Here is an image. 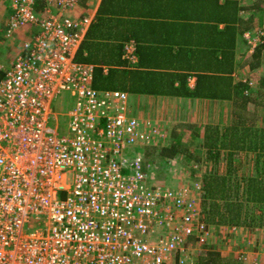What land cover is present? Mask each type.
<instances>
[{"label":"built area","instance_id":"1","mask_svg":"<svg viewBox=\"0 0 264 264\" xmlns=\"http://www.w3.org/2000/svg\"><path fill=\"white\" fill-rule=\"evenodd\" d=\"M78 5L11 0L5 36L21 47L1 66L0 264H183L210 226L187 188L150 183L144 147L162 134L126 92L93 86L95 66L76 59L90 23ZM263 36L264 24L245 34L251 52ZM64 92L74 103L59 113Z\"/></svg>","mask_w":264,"mask_h":264},{"label":"crops","instance_id":"2","mask_svg":"<svg viewBox=\"0 0 264 264\" xmlns=\"http://www.w3.org/2000/svg\"><path fill=\"white\" fill-rule=\"evenodd\" d=\"M190 1L193 0L185 4L180 0H79V5L72 11L90 18L76 59L95 66L96 89L126 92L129 113L141 120L151 121L162 134L153 146L144 147L146 153L152 151L145 166L158 157L162 158V163L180 159L184 157L183 151L198 141L204 147L212 128H218L221 136L240 120L246 119L248 125H253L260 119L256 121L254 118L263 115L261 120L264 121V106H258L256 100V96L264 93V48L260 54L250 53L245 38L247 32L254 34L263 22L264 0H238V16L249 23V28L236 37L234 68L230 72L223 69L221 31L224 24L216 20L207 21L206 12L194 11L198 12L197 16L186 13V17L193 19L177 17L181 12L191 11L193 6ZM222 1L219 0V4ZM10 12L11 0H0L2 47L9 45L4 31ZM184 22L189 26H184ZM130 43L135 47V62L126 56V46ZM20 47L14 51L16 55ZM11 62L3 68H8ZM0 71L3 78L1 65ZM224 77L231 78V86L241 81L252 83L255 89L250 86L252 92L248 93L253 103L240 108L231 99L221 97ZM197 85L201 88L199 95H190L189 91ZM64 103L61 101L60 108L55 110L61 113ZM249 104H253L252 108ZM240 115L245 116L240 118ZM59 122L63 123V118L60 117ZM174 145L181 148L174 156L161 154L163 147ZM221 155L224 156V153ZM174 168L169 173L172 174ZM200 186L202 189L203 184ZM262 230L261 227L246 229L250 234L256 233V237L259 235L258 240L251 239L255 246L264 242ZM213 241L214 235L208 240L211 249L207 250L205 244L198 254L196 251L193 253L196 254L192 256L195 258L193 263L198 264L200 256H205L207 251L219 252L222 264L230 260L219 245L212 244Z\"/></svg>","mask_w":264,"mask_h":264},{"label":"trees","instance_id":"3","mask_svg":"<svg viewBox=\"0 0 264 264\" xmlns=\"http://www.w3.org/2000/svg\"><path fill=\"white\" fill-rule=\"evenodd\" d=\"M180 1L183 4L188 3V0ZM44 3L42 2V4ZM190 3L193 6L191 11L181 12L177 17L186 20L193 19L194 17H186V13L197 16L198 12H206L208 14L207 21L222 22L224 24L221 31L223 35V69L224 71L233 70L236 37L249 28V23L238 16V0H223L221 4H219V0H193ZM215 4L217 5L216 8ZM215 12L216 17L214 16ZM200 17L199 20L202 21L203 17ZM183 25L189 26L186 22ZM263 48L264 36L252 53L260 54ZM2 75L3 73L0 71V80ZM223 80L222 89L220 90L221 97L231 99L240 108H246L251 101L248 93L250 91L249 84L241 81L235 86H231L232 80L230 77H224ZM93 86L97 88L95 70ZM200 90V86L197 85L193 91H189V94L199 95ZM244 116L240 115L239 117ZM246 122V119L240 120V123L237 122L227 128L221 136L218 128H212L208 133L203 148L206 150L207 159L214 163V167L203 175L201 198L204 211L208 214V222L213 224L230 222L254 229L264 226V128H255ZM180 149L177 145L163 147L161 154L163 156H174ZM223 151L227 154V163L226 172L221 173L217 171V163ZM241 151L254 154V173L239 179L237 177L238 166L234 160L235 155ZM151 155L152 151L145 152L146 158ZM205 244H207L205 246L207 250L211 249L208 242ZM221 259L219 252L207 251L205 256H200L198 264H222Z\"/></svg>","mask_w":264,"mask_h":264},{"label":"rangeland","instance_id":"4","mask_svg":"<svg viewBox=\"0 0 264 264\" xmlns=\"http://www.w3.org/2000/svg\"><path fill=\"white\" fill-rule=\"evenodd\" d=\"M77 13L74 14L72 13L74 18L81 17L80 15L81 13L80 14ZM263 24H264V20L261 24H259L260 26L258 25L257 27L259 28ZM1 30H0V40L3 38ZM251 34L256 35V31L254 34L253 33ZM8 39L9 40L7 41V44L9 45L7 47L0 46L1 66L8 65L11 60H14V57L16 56V52L14 53V51L19 49L20 46L19 44L15 45V38H8ZM248 50L250 53H252L250 45ZM252 85H253L252 83L249 84V86L251 87ZM252 88L255 89V86L253 85ZM251 92L252 91H249V93ZM254 96H256V94ZM256 100H258L257 105L263 108L264 93L256 96ZM61 101L65 102L62 106L61 109L62 111L66 110L70 105H73L74 103V99L70 96V94L68 92H64L53 101L52 107L55 109H59ZM252 106L253 104L250 105L251 108ZM257 116L254 119L256 121L259 118L260 119L258 120V123L253 124V126L255 128L258 127L264 128V121L261 120L263 115H259L258 117ZM50 125H52V123H50ZM186 149L187 151H183L184 157L182 156L180 157V159H176L175 161L172 162L163 161L162 163V161H160L162 160L161 157L155 158L154 156L155 158L154 161L150 162L152 163L151 172L153 173L151 179H149L150 183H158L172 187L180 186V187H185L189 190L190 194L197 202L201 218H203L204 221L210 226V232H211L210 238L213 235L215 236V241H213L212 244L215 246L219 245L222 252H224V254H226L227 257H229L231 260L224 262V264H237L236 261L242 262L246 260L248 261L250 260L252 262L251 264H264V242L262 241L258 242L260 244H257L256 246L253 244L254 241H252L253 243L251 242V239L255 241L258 240L259 237L258 234H261L260 232L257 234L258 237H256L255 236L256 233L250 234L248 233V231H246V229L249 228L246 225H239L230 222L213 224L207 221L208 214L206 211H204L203 201L201 198L202 189L198 190L197 186L202 183V176L205 174V172L214 167V163L211 160L207 159L206 150L202 146H200L199 141ZM223 153L224 156L221 155L219 162L217 163V171L221 173L226 172V163H227L226 160L227 154L225 151H223ZM234 161L235 164L238 166L237 177L239 179H242L243 177H247L254 173L253 153H246L244 151H241L235 155ZM175 165H177L180 168L176 169ZM171 168L175 169V171L172 172V174L169 173L170 170H172ZM261 228H263L261 232H264V226ZM201 246H205V245L204 244L200 245V243L196 241L194 236L190 237V243L188 244V250H187L188 257H186V255L182 257V259L184 260L183 264H192L193 259L195 261V258L192 256L198 254V251L202 248ZM209 246L211 247V244ZM195 251L196 254L194 255L193 253Z\"/></svg>","mask_w":264,"mask_h":264}]
</instances>
